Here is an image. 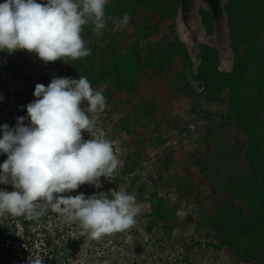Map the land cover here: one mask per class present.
<instances>
[{"label":"rangeland","instance_id":"1","mask_svg":"<svg viewBox=\"0 0 264 264\" xmlns=\"http://www.w3.org/2000/svg\"><path fill=\"white\" fill-rule=\"evenodd\" d=\"M43 1L46 0H37ZM118 1L109 0L106 15L118 21L128 13L131 22L118 26L110 20L102 36L93 33L91 22L85 25L82 38L91 49L86 58H62L45 64L25 50L11 55L0 52V96L3 97L0 126L14 127L18 117H27L24 106L36 99L33 95L36 84L47 86L54 77H69L68 70L80 60L96 70L92 63L99 64V58L88 59L91 56L109 55L111 50L120 55L135 50L137 56H132L133 62L137 60L145 66L140 76L127 81L126 90L116 88L111 82L97 84L98 91L106 97V108L98 114H89L97 121L93 131L112 143L121 165L111 177L100 178L101 189L81 185L62 195L83 192L87 197L97 191L125 190L134 194L141 206L136 223L122 232L92 240L80 236L78 223L61 227L58 222L63 218L47 210L39 219L43 222L30 220L27 230L34 237L32 247H28L21 241L24 230L20 223L18 229L8 227L20 218H27L5 213L0 216V231L3 226L8 228L0 232V243L4 240L0 252L8 249L11 253L2 264H28L30 255L50 260L56 252L54 244L46 241L43 230L60 235L62 243L57 245L64 247L68 257L60 258L58 264H252L238 260L231 249L215 251L206 245L213 238L206 235L207 228L197 230L194 221L210 204L225 196L219 190L223 181L241 184L250 172L244 158L246 139L232 116L227 95L215 100L203 93L202 84L193 78L200 62L199 46L203 44L219 49L220 70L231 69L233 53L226 16L215 22L209 35L198 15L199 9L207 10L200 0H193L186 21L180 12L174 17L162 16L171 0H145L128 10L123 1L117 5ZM220 1L222 6L228 2ZM174 40L187 47L191 68L180 52L166 50ZM28 123L26 119L25 124ZM82 136L85 140L90 138L86 132ZM6 159L5 154H0V164ZM0 189L14 190L3 184ZM157 199L176 208L175 218L168 222L172 230L157 222L147 232L150 204Z\"/></svg>","mask_w":264,"mask_h":264},{"label":"clouds","instance_id":"2","mask_svg":"<svg viewBox=\"0 0 264 264\" xmlns=\"http://www.w3.org/2000/svg\"><path fill=\"white\" fill-rule=\"evenodd\" d=\"M108 3L5 0L0 3V52L25 50L45 64L86 58L91 49L82 38L85 25L91 22L93 33L102 36L110 20L118 26L131 22L128 13L118 21L107 16ZM33 95L36 99L24 106L27 117H18L14 127L0 126V154L7 156L0 164V184L14 189H0V216L39 220L51 210L65 223H78L80 236L92 240L131 228L141 211L134 194L109 190L87 197L83 192L62 195L81 185L101 189L100 178L111 177L122 163L112 143L93 131L97 121L89 115L104 111L106 97L86 76L54 77L47 86L36 84ZM28 264L44 261L30 255Z\"/></svg>","mask_w":264,"mask_h":264},{"label":"trees","instance_id":"3","mask_svg":"<svg viewBox=\"0 0 264 264\" xmlns=\"http://www.w3.org/2000/svg\"><path fill=\"white\" fill-rule=\"evenodd\" d=\"M126 4L125 10L135 8L145 0H119L117 5ZM207 10L199 9L201 24L207 34H212L217 20L223 15L227 18L228 37L233 53V63L230 70L219 69L220 51L210 45L199 46V64L193 78L202 84V92L209 94L215 100H221V95H227L229 109L246 139L244 158L250 172L243 178L242 183L222 182L219 189L225 196L209 205L203 214L194 219L197 230L208 229L206 235L212 237L206 245L213 250L231 249L238 260L244 263L264 264V0H228L222 6L220 0H201ZM46 2V1H43ZM170 7L164 9L162 16L174 17L179 12L183 21L189 18L193 0H171ZM177 50L181 53L188 67L193 63L187 47L178 40L170 42L166 50ZM99 64L87 67L80 60L69 70L67 76L78 79L86 76L91 86L98 90L97 84L111 82L116 88L126 90L127 81H134L140 76L145 66L137 60L133 62L135 50L121 54L102 53ZM74 63V61H71ZM91 78V79H90ZM187 88L190 87L187 85ZM190 94L194 91L191 90ZM216 191V192H219ZM176 215V208L166 205L161 199L152 201L148 213L146 230L150 232L157 222L172 230L168 224ZM30 220L21 219L8 227L17 229V224L23 227L24 242L33 243L34 235L28 231ZM43 221L39 220V223ZM61 227L67 223L58 222ZM3 226L0 232L7 231ZM45 239L54 244L53 256L44 264H58L60 258H67L64 247L57 245L61 242L59 233L55 236L43 230ZM8 237V232L5 234ZM6 240V239H5ZM4 240L0 243L3 244ZM62 250L61 253L57 251ZM10 251L0 252V264L7 260Z\"/></svg>","mask_w":264,"mask_h":264},{"label":"built area","instance_id":"4","mask_svg":"<svg viewBox=\"0 0 264 264\" xmlns=\"http://www.w3.org/2000/svg\"><path fill=\"white\" fill-rule=\"evenodd\" d=\"M19 224H17V229L19 228ZM21 227V226H20ZM24 232L21 233V241L23 242L24 245L28 246V247H32L33 243H31L30 245H27L24 241V235H23ZM44 234V233H43Z\"/></svg>","mask_w":264,"mask_h":264},{"label":"water","instance_id":"5","mask_svg":"<svg viewBox=\"0 0 264 264\" xmlns=\"http://www.w3.org/2000/svg\"><path fill=\"white\" fill-rule=\"evenodd\" d=\"M201 1V0H200ZM202 2V1H201ZM202 3H204V2H202ZM205 4V3H204ZM206 5V4H205Z\"/></svg>","mask_w":264,"mask_h":264}]
</instances>
